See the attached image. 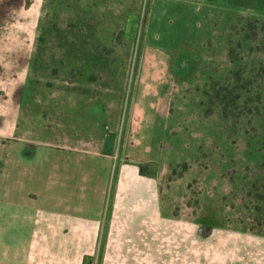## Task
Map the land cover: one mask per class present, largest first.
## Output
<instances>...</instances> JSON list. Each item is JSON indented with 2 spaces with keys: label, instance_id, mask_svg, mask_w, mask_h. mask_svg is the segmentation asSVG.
Wrapping results in <instances>:
<instances>
[{
  "label": "rangeland",
  "instance_id": "1",
  "mask_svg": "<svg viewBox=\"0 0 264 264\" xmlns=\"http://www.w3.org/2000/svg\"><path fill=\"white\" fill-rule=\"evenodd\" d=\"M263 60L264 0H0V264H264V118L204 103Z\"/></svg>",
  "mask_w": 264,
  "mask_h": 264
},
{
  "label": "trees",
  "instance_id": "2",
  "mask_svg": "<svg viewBox=\"0 0 264 264\" xmlns=\"http://www.w3.org/2000/svg\"><path fill=\"white\" fill-rule=\"evenodd\" d=\"M204 95L205 112L208 114L217 108L225 119L233 123L241 118H264V60L259 61L253 69L238 67L230 70L222 82L211 83ZM251 193L257 199L264 200V183L261 189L256 186L251 188Z\"/></svg>",
  "mask_w": 264,
  "mask_h": 264
},
{
  "label": "water",
  "instance_id": "3",
  "mask_svg": "<svg viewBox=\"0 0 264 264\" xmlns=\"http://www.w3.org/2000/svg\"><path fill=\"white\" fill-rule=\"evenodd\" d=\"M137 23H138V15L137 14H128L125 27H124V37L128 39H132L136 33L137 29ZM178 73H181L178 69H176ZM110 138H115L114 135H111V137H107L105 135L104 142H103V152H110L112 150L111 144L108 146ZM93 257L91 255H84L82 258L81 264H92Z\"/></svg>",
  "mask_w": 264,
  "mask_h": 264
},
{
  "label": "crops",
  "instance_id": "4",
  "mask_svg": "<svg viewBox=\"0 0 264 264\" xmlns=\"http://www.w3.org/2000/svg\"><path fill=\"white\" fill-rule=\"evenodd\" d=\"M114 140H115V138H113V139L110 138V141H109V144H108V146H109L110 144H111V146H112V150H111L110 152H103V145H102V147H101V148H102V151H100V153H101L102 155H105V156H108V157H109V156H111V155L114 154V151H113V150H114ZM84 255H91V254H89V253L86 254V253H85V254L82 255V258H83ZM91 256L93 257V255H91ZM81 262H82V259H81ZM92 263H93V261H92Z\"/></svg>",
  "mask_w": 264,
  "mask_h": 264
},
{
  "label": "flooded vegetation",
  "instance_id": "5",
  "mask_svg": "<svg viewBox=\"0 0 264 264\" xmlns=\"http://www.w3.org/2000/svg\"><path fill=\"white\" fill-rule=\"evenodd\" d=\"M108 138L111 137V135L105 134Z\"/></svg>",
  "mask_w": 264,
  "mask_h": 264
}]
</instances>
